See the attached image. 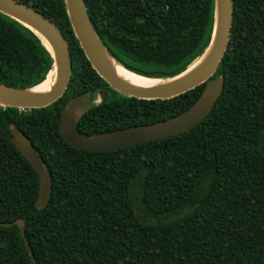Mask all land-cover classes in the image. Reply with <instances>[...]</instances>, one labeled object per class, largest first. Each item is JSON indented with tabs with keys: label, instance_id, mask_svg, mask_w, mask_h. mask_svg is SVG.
I'll use <instances>...</instances> for the list:
<instances>
[{
	"label": "trees",
	"instance_id": "obj_1",
	"mask_svg": "<svg viewBox=\"0 0 264 264\" xmlns=\"http://www.w3.org/2000/svg\"><path fill=\"white\" fill-rule=\"evenodd\" d=\"M17 1L59 28L72 74L48 107H0V264H264V0H234L230 42L209 79L223 77L224 91L203 122L110 152L79 150L61 137V113L72 99L88 94L92 102L104 91L78 124L94 135L175 117L206 84L167 100L122 95L86 58L64 0ZM85 5L108 53L148 78L181 74L212 39L215 0ZM53 69L43 40L0 12V84L31 89ZM13 129L51 174L46 207L37 205L39 177L13 145Z\"/></svg>",
	"mask_w": 264,
	"mask_h": 264
},
{
	"label": "water",
	"instance_id": "obj_2",
	"mask_svg": "<svg viewBox=\"0 0 264 264\" xmlns=\"http://www.w3.org/2000/svg\"><path fill=\"white\" fill-rule=\"evenodd\" d=\"M67 14L81 49L97 74L116 92L142 100H167L206 84L199 99L185 112L166 121L135 126L122 130L87 135L78 130V124L89 109V95L72 99L61 113L60 135L72 147L90 152H110L183 134L203 122L215 108L224 91V78L209 81L223 60L231 37L234 0H215V22L211 42L204 54L181 74L157 80L136 74L119 64L106 50L95 32L85 0H64ZM0 12L21 23L35 33L54 58V81L46 94L31 89L11 88L0 84V107L42 109L58 101L66 92L71 74L72 59L68 43L59 28L42 13L17 0H0ZM115 61L126 71L160 83L144 88L120 79L108 64ZM50 75V74H49ZM41 85V84H40ZM107 94V93H106ZM105 94V95H106ZM11 141L15 148L32 165L39 177L37 205L46 207L51 185V174L44 168L33 144L18 129H13ZM145 217L142 218V221ZM15 225L23 229L21 219ZM7 224L5 226H10ZM32 256V254H31Z\"/></svg>",
	"mask_w": 264,
	"mask_h": 264
},
{
	"label": "bare ground",
	"instance_id": "obj_3",
	"mask_svg": "<svg viewBox=\"0 0 264 264\" xmlns=\"http://www.w3.org/2000/svg\"><path fill=\"white\" fill-rule=\"evenodd\" d=\"M200 63L201 62L195 63V65L192 67V70H194L196 67H198L200 65ZM108 64L112 68L114 73L120 79H122V80H124L127 83H130L132 85H136L138 87L148 88V87H152V86L160 83L159 81L145 79L143 77H139L135 74H132V73L126 71L125 69H123L122 67H120L115 61L108 59ZM54 75H55L54 72H51L50 75L48 76V78L45 80V82L43 84H41L40 86L36 87L34 92L38 93V94L48 93L50 91L51 85L54 81V77H55Z\"/></svg>",
	"mask_w": 264,
	"mask_h": 264
},
{
	"label": "flooded vegetation",
	"instance_id": "obj_4",
	"mask_svg": "<svg viewBox=\"0 0 264 264\" xmlns=\"http://www.w3.org/2000/svg\"><path fill=\"white\" fill-rule=\"evenodd\" d=\"M104 95V91H101L95 98H93V101L91 102L89 99V108L92 107V105H99L102 103V98Z\"/></svg>",
	"mask_w": 264,
	"mask_h": 264
}]
</instances>
